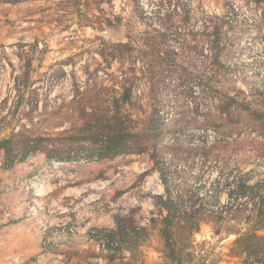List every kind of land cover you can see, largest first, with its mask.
<instances>
[{
  "label": "rangeland",
  "instance_id": "obj_1",
  "mask_svg": "<svg viewBox=\"0 0 264 264\" xmlns=\"http://www.w3.org/2000/svg\"><path fill=\"white\" fill-rule=\"evenodd\" d=\"M1 139L0 264H164L157 168L205 214L232 204L223 179L264 186V0H0ZM256 198L205 217L194 264H260L233 246ZM117 220L148 232L132 261L95 240Z\"/></svg>",
  "mask_w": 264,
  "mask_h": 264
},
{
  "label": "trees",
  "instance_id": "obj_2",
  "mask_svg": "<svg viewBox=\"0 0 264 264\" xmlns=\"http://www.w3.org/2000/svg\"><path fill=\"white\" fill-rule=\"evenodd\" d=\"M206 19L208 23L214 22L212 16L206 15ZM129 99L127 93H124L123 101L128 102ZM229 102L236 104L237 99L228 97L227 103L217 106V114L225 115L228 118L231 114L228 109L230 107ZM241 110L243 109H239V111ZM127 137L128 134L119 124L113 129L111 135L105 139L104 147L96 154L97 157H106L108 149L115 151L114 156L119 155L123 151L120 148L121 140ZM10 144V139L0 140V150L7 156L11 152ZM110 145L116 147L110 148ZM27 148L26 153L19 160L36 152V147L32 144H28ZM157 171L160 183L163 186V194L155 198L154 206L158 219H150V224L154 226L156 224L157 226L158 236L163 244L162 259L164 264H194L193 261L195 256H198V251L193 237L199 230L200 224L207 221V217H214L219 221L230 212L238 215L244 213L248 204L243 206L237 200L249 195L257 196L250 205L253 213L250 215L253 219L246 217V221L251 222V230L246 234L235 233L237 237L233 242V246L236 248L234 255L251 253L256 262L262 263L260 255L264 253V186L258 184L250 186L248 184L249 180L245 179V175L235 181L233 179L229 181L228 178L223 179L225 188H221L220 191L222 189L228 191L232 204L227 203L226 206L220 207V211L209 210L205 214L204 203L202 202L205 195L200 197L197 191H190L189 185L180 180L176 184L177 187H172V182L166 172L160 168H157ZM194 181H199V179L195 178ZM197 190H203L206 194L205 184H201ZM96 232L95 240L99 241V245L103 250L106 252L125 250L130 254L129 260L131 261L134 250L137 249V243H141L143 239L148 237L145 228L124 227L120 225L119 220H117L113 229L97 230Z\"/></svg>",
  "mask_w": 264,
  "mask_h": 264
}]
</instances>
